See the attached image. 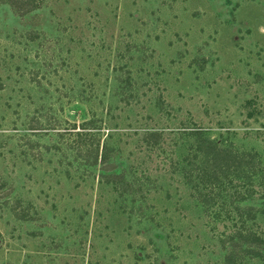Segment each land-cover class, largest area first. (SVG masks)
<instances>
[{
  "label": "rangeland",
  "instance_id": "1",
  "mask_svg": "<svg viewBox=\"0 0 264 264\" xmlns=\"http://www.w3.org/2000/svg\"><path fill=\"white\" fill-rule=\"evenodd\" d=\"M206 139L261 171L211 183ZM243 219L264 0H0V264H264Z\"/></svg>",
  "mask_w": 264,
  "mask_h": 264
},
{
  "label": "trees",
  "instance_id": "2",
  "mask_svg": "<svg viewBox=\"0 0 264 264\" xmlns=\"http://www.w3.org/2000/svg\"><path fill=\"white\" fill-rule=\"evenodd\" d=\"M76 134H80V131H77ZM153 134L154 133H151V135ZM206 142L207 144H205V146L199 145L197 150L198 153L202 154V160H205V167H203L206 168V170L204 169L205 172L209 174V178H215V181L209 180L211 183H217L218 180L216 179L221 177V174L226 175V173L223 171L232 169L238 177H240L239 175L241 173H245L243 178L247 180L243 183V186L246 187L252 182V176L256 175L255 173L261 171L257 163L252 159V157H256V155H258L257 153L253 154L249 152H239L233 149L222 147L210 139H206ZM259 161L261 164V160ZM202 181L207 183V179H202ZM245 189L242 192H234V196L237 200L240 199L241 201H244L248 199L247 197L252 195L253 190H247L246 192ZM237 208H239V206H237ZM250 217L251 216H248L247 218L250 219ZM245 223L246 221L243 219L238 230V236L236 237L240 239L241 242L248 241L249 243L256 245L263 243V238L252 232ZM252 253L254 254L257 252Z\"/></svg>",
  "mask_w": 264,
  "mask_h": 264
}]
</instances>
